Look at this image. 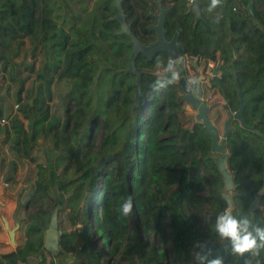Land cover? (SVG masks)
<instances>
[{
    "label": "trees",
    "instance_id": "trees-1",
    "mask_svg": "<svg viewBox=\"0 0 264 264\" xmlns=\"http://www.w3.org/2000/svg\"><path fill=\"white\" fill-rule=\"evenodd\" d=\"M156 1L121 0L126 22L143 44L156 39L149 28L156 23L149 14L158 10ZM198 1L196 18L190 0H159L163 8L172 5L164 20L166 38L178 24L182 54L215 62L210 85L224 102L210 104L207 115L217 128L238 110L241 94L242 122L232 119L226 137L227 164L237 184L232 213L264 227V193L249 210L264 183V0H252V12L248 0H223L211 13L210 0ZM114 15V0H0L2 69L14 81L25 57H38L36 69L26 65L33 72L29 85L20 80L5 142L20 159L30 157L39 139L48 142L45 161L36 164L28 198L36 207L27 215L24 239L0 254V264H63L69 254L65 264H195L192 253L201 248L210 251L209 259L244 264L213 231L227 202L210 133L198 121H181L186 101L178 82L153 90L157 77L150 69L168 62L164 54L136 56V99V74L125 72L130 38L118 32ZM177 67L181 77L182 63ZM56 82L67 85L64 96L72 106L62 119L50 109ZM72 167L79 172L64 178ZM129 197L133 209L124 216L120 205ZM56 207L58 227L66 232L52 255L43 239Z\"/></svg>",
    "mask_w": 264,
    "mask_h": 264
},
{
    "label": "rangeland",
    "instance_id": "rangeland-1",
    "mask_svg": "<svg viewBox=\"0 0 264 264\" xmlns=\"http://www.w3.org/2000/svg\"><path fill=\"white\" fill-rule=\"evenodd\" d=\"M180 61L183 62V59L178 58L177 60H175V63L177 64ZM158 63H162V62L158 61L154 65V67L150 69V71L154 75H156ZM27 64H31L33 68L36 69L38 64V57L32 59L26 56L25 62L19 64L16 68V79L14 81H12L9 78L8 70L7 69L3 70L0 64V117H10L14 112L17 111L18 108L16 106V92L19 87L20 80H23L22 85L25 88L29 85L31 78L33 77V72L27 68L26 66ZM187 64L188 67L186 68H189L191 70L192 61H188ZM199 66H200L199 68H203L204 66L207 67V69H209L208 70L209 73L204 72V75L209 76L211 74L212 67H209L207 65V60L201 59L199 62ZM193 76L194 74L189 75V73H187L186 77L188 79H191L193 78ZM202 85L205 89L204 99L206 100L208 105L214 102H220V103L224 102L218 91L216 89H211L209 87L210 84L208 82H202ZM52 88L54 93L52 95V100L50 101L51 113L56 117L62 119L65 117V114L67 113L66 112L67 109L72 108L71 105L67 104L64 96L65 92L67 91V85L63 82H56L54 83V85H52ZM184 110L185 113L180 116V119L185 123V125L190 126L193 121H196L195 120L196 110H194L191 107V105L187 102H185L184 104ZM96 123H98L101 126L99 119H96ZM5 125L6 124H0V139H2L0 140V162H2L4 166H8V169L11 167L10 165L11 162H14L15 165V170L8 171L10 173V176H15L17 178V180H12V181L11 179H9L11 182V185L9 187L11 189H15L16 195H19V211L16 217L17 223L14 224V229L13 228L12 229L14 230V241H18V243H21L22 240L24 239L23 232L22 230H20V228L17 227V225H21V229H22V223L26 221L28 213L33 211L36 207L29 205L28 198L33 191V182L35 179L36 164L45 161V146L47 145L48 142H46V144H42L41 139H39L37 142L33 144L32 149L30 150V157L20 159L14 151L9 150L8 145L5 142V138H6L4 134ZM218 129L221 134L223 131L222 124H219ZM96 134L97 136H100L101 131L98 129ZM78 172L79 171L76 167H72L65 173L63 177L71 178L75 176ZM228 193L229 195H232L233 190ZM22 194L25 195L22 197ZM7 230L4 231L0 225V234L3 235L5 237V240L8 241L10 244H15L11 242ZM96 246L101 250H104L103 244L101 242L97 241ZM49 258L50 256L47 255V259ZM71 258L72 256L69 254L66 257V259H61V262L65 264L66 262L70 261ZM55 259L57 261L58 257L55 256Z\"/></svg>",
    "mask_w": 264,
    "mask_h": 264
},
{
    "label": "water",
    "instance_id": "water-1",
    "mask_svg": "<svg viewBox=\"0 0 264 264\" xmlns=\"http://www.w3.org/2000/svg\"><path fill=\"white\" fill-rule=\"evenodd\" d=\"M159 7V13L156 15L157 23L154 25H149V28L155 30L157 39L154 42L143 44L131 31V26L126 22V15L121 6V0H114L115 15L111 19L117 20L120 26L119 33H123L129 36L130 40L127 44L131 47V52L129 55V63L125 72H131L136 74L137 81V90H136V99H139L140 96V77H141V68L135 65V58L140 53L145 56L147 59H152L154 55L159 52H166L171 60H177L180 57L181 50H184L183 43L179 42V33L180 27L176 24V30L172 35L170 40L165 38V30L163 29L164 15L168 9H163L159 0L157 1ZM190 9L194 10L196 18L200 17L198 0H192ZM247 9L252 12V0H248ZM196 64V62H195ZM179 84L182 91L184 92V99L191 107L196 110L195 120L202 123L203 126L211 135V151L218 153L214 155V161L217 165V168L221 174L223 181V190L222 193L224 199L227 202V208H233L232 198L228 192L232 191L236 187L234 183V177L232 171L229 169L227 164V147H226V137L231 130L230 122L232 119H237L242 122V107L243 101L241 94L239 93V108L237 111L232 112L225 119L223 124V131L220 134L217 126L209 119L207 111L209 105L206 101L201 98V89L200 86L196 88L197 93H189L187 91L186 85L187 82L183 76L179 79ZM264 193V183L258 191V195L251 203L249 210L253 211L258 204V199L261 194ZM226 208V209H227ZM5 227L8 229L9 237L12 243L14 241V228L9 229L8 222L5 220ZM66 232L58 227V207L54 209L50 216L49 224L44 230V239H43V248L46 252L54 254L59 250V240L60 237Z\"/></svg>",
    "mask_w": 264,
    "mask_h": 264
},
{
    "label": "clouds",
    "instance_id": "clouds-1",
    "mask_svg": "<svg viewBox=\"0 0 264 264\" xmlns=\"http://www.w3.org/2000/svg\"><path fill=\"white\" fill-rule=\"evenodd\" d=\"M223 0H210L207 11L213 12L222 6ZM219 17H217V21ZM156 79L153 84L154 91L166 89L180 79V71L173 60L166 64L158 63ZM202 77L194 76L187 81V91L194 93L200 85ZM133 204L129 197L120 205L121 214L124 216L132 212ZM213 231L219 241H228L229 252L232 256L243 257L244 264H262L261 256L264 254V227L253 225L247 217L233 215L231 208L225 209L215 217ZM200 247V245H194ZM195 264H223L220 257L209 259L210 251H194L192 253Z\"/></svg>",
    "mask_w": 264,
    "mask_h": 264
},
{
    "label": "crops",
    "instance_id": "crops-1",
    "mask_svg": "<svg viewBox=\"0 0 264 264\" xmlns=\"http://www.w3.org/2000/svg\"><path fill=\"white\" fill-rule=\"evenodd\" d=\"M12 166L8 169V166H4V164L0 162V225L4 231L7 230L4 223L5 220L8 222L9 229L14 228V224L17 223L16 217L19 211V195H16L15 189H11L9 187L11 185L9 179H11V181L17 180L15 176H10V173L8 172L9 170L12 171L15 170V165ZM2 180L7 182V186H3L1 184ZM24 195L25 194H22V197ZM24 223H22V229H21V225H17V227L20 228L22 232H23ZM18 244H19L18 241H15V244H10L8 241L5 240V237L0 234V254L15 250ZM17 264H34V262L33 260H29L28 263L18 262Z\"/></svg>",
    "mask_w": 264,
    "mask_h": 264
},
{
    "label": "flooded vegetation",
    "instance_id": "flooded-vegetation-1",
    "mask_svg": "<svg viewBox=\"0 0 264 264\" xmlns=\"http://www.w3.org/2000/svg\"><path fill=\"white\" fill-rule=\"evenodd\" d=\"M158 1V0H157ZM156 1V2H157ZM191 3H192V0H190V2L188 3V8L190 9V5H191ZM198 5H199V1H198ZM171 6L172 5H170L169 7H166V8H163V9H168L167 10V12L169 11V9L171 8ZM191 11H193L194 12V10H192V9H190ZM166 12V13H167ZM159 13V7H158V10L156 11V12H153V11H150L149 12V14L150 15H153V16H155L156 17V15ZM166 13H165V15H164V20H165V16H166ZM194 14H195V12H194ZM195 17H196V14H195ZM196 21V20H195ZM156 23H157V17H156ZM155 23V24H156ZM154 25V24H153ZM119 28H120V26H119ZM163 29H164V23H163ZM165 30V29H164ZM175 30H176V27H175ZM175 30H174V32H175ZM132 31V30H131ZM155 31V30H154ZM181 31V30H180ZM174 32H173V34H174ZM172 34V35H173ZM180 34V33H179ZM172 37V36H171ZM171 37L170 38H166V30H165V38H166V40H170L171 39ZM156 39H157V35H156ZM155 39V40H156ZM155 40H153V41H150V42H148V43H151V42H154ZM178 41L179 42H181L179 39H178ZM147 43V44H148ZM182 43V42H181ZM184 45V44H183ZM182 51L183 50H181V52H180V57L179 58H181V59H183V62L182 61H180V62H178L176 65H178L179 63H181L182 62V65H183V70H184V75H182L184 78H185V80H186V82L189 80L186 76H187V73H189V75H193L194 74V76H200V77H202V81H201V83H200V89H201V98L203 99V100H205L204 98H205V89H204V87H203V85H202V82H208L209 84H210V78L212 77V76H214L215 75V73H216V69H215V62L213 61V60H211V59H206V60H211L212 62H213V65H212V69H211V74L208 76V75H204V72H206V73H209V69H207V67H204L203 66V68H199L200 66H199V63L196 61V60H190V59H188V58H186L183 54H182ZM164 54L165 56H167V60L169 61V60H171L170 59V57L168 56V54L166 53V52H164V51H162V52H159V53H157L156 55H158V54ZM156 55H154L153 57H152V59L156 56ZM152 59H148V60H152ZM174 62H175V60H173ZM185 61H186V64H185ZM188 61H192V64H191V70L189 69V68H186V67H188ZM195 62H196V64H195ZM193 76V77H194ZM178 82V81H177ZM179 83V82H178ZM209 87L211 88V89H216V88H213V87H211V85H209ZM217 90V89H216ZM218 91V90H217ZM197 93V90H195V92L193 93V94H196ZM182 94H183V96H184V92L182 91Z\"/></svg>",
    "mask_w": 264,
    "mask_h": 264
},
{
    "label": "built area",
    "instance_id": "built-area-1",
    "mask_svg": "<svg viewBox=\"0 0 264 264\" xmlns=\"http://www.w3.org/2000/svg\"><path fill=\"white\" fill-rule=\"evenodd\" d=\"M207 65H208L209 67H212L213 62H212L211 60H207ZM205 101H206V100H205ZM16 106H17V104H16ZM9 119H10V117H0V124H8ZM1 184H2L3 186H7V182H6V181H3V180H2Z\"/></svg>",
    "mask_w": 264,
    "mask_h": 264
}]
</instances>
